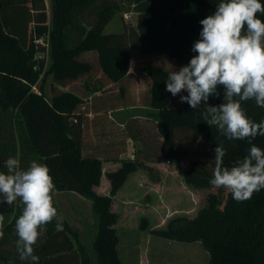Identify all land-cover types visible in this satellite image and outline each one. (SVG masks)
<instances>
[{
    "label": "trees",
    "instance_id": "trees-1",
    "mask_svg": "<svg viewBox=\"0 0 264 264\" xmlns=\"http://www.w3.org/2000/svg\"><path fill=\"white\" fill-rule=\"evenodd\" d=\"M221 2L0 0V172L7 171L9 157L19 159L22 169L33 160L46 164L55 184L58 216L62 217L59 193L74 192L92 202L97 219L91 248L63 217L62 231L55 230V219L46 225L33 246L38 264H125L117 248L121 216L113 203L139 169H148L159 180L151 163L188 159L185 182L194 189H214L210 180L215 147L223 146L224 166L229 168L253 144L264 150V136L249 138L251 144L249 139L229 140L205 122L203 103L194 110L180 102L186 91L175 97L166 91L168 74L197 55L192 48L201 38L200 21L214 14ZM123 4L137 14V26L123 21L122 29L106 32ZM257 15L264 20V13ZM141 80L146 89H137ZM217 91L208 105L224 103V87ZM241 106L254 122L264 121V108L254 100L241 101ZM116 109L143 112L120 122L109 113ZM92 111L101 114L90 116ZM94 124L97 128L90 135ZM90 136L101 142L94 144ZM129 138L135 143L134 158L106 172L110 191L100 194L96 187L103 162L126 151ZM22 207L19 200L0 203L5 218L0 225V258L5 264H31L21 261L17 251L15 222ZM145 223L143 218L140 227L146 228ZM152 233L201 242L210 254L207 264H264V189L237 202L230 191L216 188L208 192L196 216H175Z\"/></svg>",
    "mask_w": 264,
    "mask_h": 264
},
{
    "label": "clouds",
    "instance_id": "clouds-1",
    "mask_svg": "<svg viewBox=\"0 0 264 264\" xmlns=\"http://www.w3.org/2000/svg\"><path fill=\"white\" fill-rule=\"evenodd\" d=\"M258 13H264L260 0H222L214 14L200 21L201 38L192 48L197 55L179 71H171L166 80V91L174 97L182 91L188 93L180 96L181 103L194 110L203 103L205 122L229 140L264 136V121L254 122L241 106V101L254 100L264 108V20ZM220 85L225 89L224 103L208 105L210 96L219 95ZM225 155L222 145L215 147L211 185L230 191L237 202L264 189V150L253 144L230 168L224 166ZM5 166L7 171L0 172V203L12 205L19 200L23 206L15 222L19 259L38 264L33 246L45 226L55 219V230H63L53 202L55 184L50 169L35 160L22 169L20 160L12 157ZM4 219L0 215V225Z\"/></svg>",
    "mask_w": 264,
    "mask_h": 264
},
{
    "label": "rangeland",
    "instance_id": "rangeland-1",
    "mask_svg": "<svg viewBox=\"0 0 264 264\" xmlns=\"http://www.w3.org/2000/svg\"><path fill=\"white\" fill-rule=\"evenodd\" d=\"M121 18L137 26V14L134 13L132 7L123 4L121 11L116 13L107 24L106 32L117 31L121 28ZM43 74L42 71L41 78ZM49 83L50 79H48L47 87ZM140 87L147 88L145 80H141ZM134 112L140 113L143 112V109H129L113 114L116 118L122 119ZM134 147L135 143L131 142L130 153L124 155L126 158L133 156ZM116 163L109 162L108 167V163H105L103 167L105 170H108L111 169L109 167L110 164L112 166ZM188 163V159L182 160L179 164L177 162L171 164L166 162L151 163L158 170L159 180H155L148 169L141 168L128 177L120 194H116L113 210L117 211L121 216L119 222L116 224L120 239L117 248L119 256L125 264H139L142 258L147 257L151 259V262L147 261L146 264L208 263L210 254L201 242H181L152 233L153 228L165 227L168 221L175 216H196L199 210L206 204L208 192L216 191V188L194 189L190 187L184 180V172L188 167ZM104 180L106 178H103L100 185L96 187V190L100 194L102 193V183ZM87 201L86 204L88 205H84V208L80 209L77 204H74V210H63L65 218L68 215L70 216L71 213L77 216L79 221H74V225L80 230L86 242L88 241V234H86V228L82 225L81 217L83 215L88 216L86 219L90 223L96 216L92 202ZM143 218L147 219V223L145 224L148 226L146 228L140 227Z\"/></svg>",
    "mask_w": 264,
    "mask_h": 264
},
{
    "label": "crops",
    "instance_id": "crops-1",
    "mask_svg": "<svg viewBox=\"0 0 264 264\" xmlns=\"http://www.w3.org/2000/svg\"><path fill=\"white\" fill-rule=\"evenodd\" d=\"M135 13V12H134ZM122 20V19H121ZM123 21H126V20H122V27L121 28H119L118 30H120V29H122L123 28ZM126 22H128V21H126ZM117 30V31H118ZM112 32H115V31H112ZM137 69H138V67H137ZM138 87H137V89L138 88H140V85L138 84L137 85ZM126 110H129V109H126ZM118 111H123V109H116V110H110L109 111V113L111 114V115H113L112 116V118H114L115 116H114V114L113 113H116V112H118ZM135 113V112H134ZM90 114V116H93V115H96V114H101V111H97V112H90L89 113ZM130 115V114H129ZM126 117V116H125ZM124 117V118H125ZM116 118V117H115ZM124 118H122V119H118V118H116V120H118V121H120V122H123V120H124ZM95 128H97L96 126H95V124L94 125H92V126H90V128L88 129L89 131H90V135H93V133L91 134V132H93V130L95 129ZM96 130V129H95ZM89 138H91V140L94 142V144H96V143H99V142H101L100 141V139L99 140H97L98 138H96L95 136H90ZM131 142H134L132 139H128L127 141H126V144H127V147H126V151H124V152H122V153H120V155H119V157L117 158V159H114V160H109V161H104L103 162V164H107V167H108V165H109V162H117L116 164H114V165H112L111 166V164H110V166L109 167H111V169H108V170H114V169H117L119 166H120V164H121V162H122V160H127V159H133L134 158V155H135V147H134V154H133V156H131V158H126L124 155H126V154H128V153H130V144H131ZM120 161V162H119ZM151 163V162H150ZM157 165H159V164H157ZM104 166V165H103ZM107 169V168H106ZM108 170H105L104 169V167H103V176H102V179L103 178H106V180H104V182L102 183V193L101 194H109V191H110V182H109V180L107 179V177H106V172L108 171ZM135 173V172H134ZM134 173H132V174H134ZM131 174V175H132ZM130 175V176H131ZM102 179H101V181H102ZM127 182V181H126ZM126 184V183H125ZM124 184V185H125ZM124 187V186H123ZM123 187L117 192L118 194L117 195H119L120 194V191L123 189ZM98 192V191H97ZM59 196H60V199L58 200V203H59V206H60V208H61V210H62V217L64 218V219H66V220H68L74 227H75V225H74V221H79V219L77 218V216L76 215H74V213H71L70 214V216L68 215V217H64L63 216V210L65 209V210H71L72 211V209L74 210L75 209V205L74 204H77L78 206H79V208L81 209V208H84V205L85 206H87L88 204H86V201L88 200L87 198H85V197H83V196H81V195H79V194H76V193H74V192H63V193H59ZM78 197V198H77ZM116 197V196H115ZM79 199H82V200H79ZM85 199H87V200H85ZM90 201V200H89ZM88 202V201H87ZM80 204V205H79ZM82 205V206H81ZM93 205V204H92ZM78 206H76L77 208H78ZM82 213V212H81ZM88 216H82L81 218H82V225L86 228V234H88V241L86 242V240L82 237V234H81V239H82V241L83 242H85L87 245H88V247L89 248H91V242H92V239H93V235H94V231L96 230V227H97V219H96V216H95V222H94V219L93 220H91V222L90 223H88L87 222V218ZM77 218V219H76ZM81 223V222H80ZM151 262V259L150 258H142V261L140 260V262H139V264H146V262Z\"/></svg>",
    "mask_w": 264,
    "mask_h": 264
},
{
    "label": "water",
    "instance_id": "water-1",
    "mask_svg": "<svg viewBox=\"0 0 264 264\" xmlns=\"http://www.w3.org/2000/svg\"><path fill=\"white\" fill-rule=\"evenodd\" d=\"M0 264H5V262L0 258Z\"/></svg>",
    "mask_w": 264,
    "mask_h": 264
}]
</instances>
